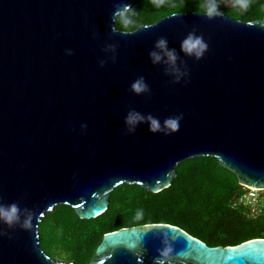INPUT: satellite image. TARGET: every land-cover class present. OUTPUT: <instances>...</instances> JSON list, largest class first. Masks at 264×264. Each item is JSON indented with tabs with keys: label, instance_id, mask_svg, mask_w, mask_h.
<instances>
[{
	"label": "water",
	"instance_id": "1",
	"mask_svg": "<svg viewBox=\"0 0 264 264\" xmlns=\"http://www.w3.org/2000/svg\"><path fill=\"white\" fill-rule=\"evenodd\" d=\"M134 1L0 0V203L20 208L17 224L0 222V264H73L41 248L47 212L94 219L119 185L159 193L195 157L264 190V18L191 11L117 29L114 13ZM189 34L202 56L182 50ZM132 112L143 121L126 123ZM178 117L172 132L165 120ZM167 245L170 264H264V238L209 246L166 223L105 234L89 264H154Z\"/></svg>",
	"mask_w": 264,
	"mask_h": 264
},
{
	"label": "trees",
	"instance_id": "2",
	"mask_svg": "<svg viewBox=\"0 0 264 264\" xmlns=\"http://www.w3.org/2000/svg\"><path fill=\"white\" fill-rule=\"evenodd\" d=\"M212 3L218 11L244 21L264 18V0H252L243 11L234 0H135L124 24L117 17L119 30L133 31L179 12H206ZM171 186L159 193L137 184H122L110 196L108 210L91 220L80 219L68 205H58L42 217L39 224L48 245L61 247L73 264H89L103 236L121 228L153 223L180 227L209 246H235L254 238H264V212L249 219L243 209H234L231 199L242 188L235 174L213 157H195L179 163ZM143 215L137 219V212Z\"/></svg>",
	"mask_w": 264,
	"mask_h": 264
},
{
	"label": "clouds",
	"instance_id": "3",
	"mask_svg": "<svg viewBox=\"0 0 264 264\" xmlns=\"http://www.w3.org/2000/svg\"><path fill=\"white\" fill-rule=\"evenodd\" d=\"M153 2L157 6H163L165 3V0H153ZM235 5H238L240 9L243 11H246L251 3L252 0H234ZM131 5L125 4L117 10L114 13V17H121L122 22L124 24H130L132 23L131 19L128 17V13L132 12ZM220 13L218 12V6L215 5V3H212L211 6L207 8L206 15L211 18L214 15H219ZM166 44V41L161 39L158 42V47L163 48ZM182 50L185 51L188 54H195L197 57L202 56L203 51L207 49V44L203 42V39L201 37H194L192 34H189V36L182 42ZM151 57L155 61L160 60V56L157 55L155 52L150 54ZM169 60L174 61L176 59L174 50L172 52L167 53ZM132 90L135 91L136 93H141L146 90V85L144 84L143 78L137 79L133 84H132ZM182 117H178L175 119L169 118L165 120V126L170 129V131L175 132L179 131L180 127V119ZM143 117L140 116L139 113H129L127 117L126 123L129 125H135L138 122L143 121ZM148 120L150 121V131L155 132L160 129V123L158 120L152 118L151 116L148 117ZM19 213H20V208L18 204L12 203L10 205H5L3 203H0V222L7 224L9 227L17 224L19 222ZM143 215L142 211H138L136 216L137 219L141 218ZM31 222L26 221L24 224V228L28 229L30 228ZM2 235V233H0ZM173 253V248L171 245H167L164 247L161 251H159V256L154 260V264H170L171 261V255ZM186 255V254H185Z\"/></svg>",
	"mask_w": 264,
	"mask_h": 264
},
{
	"label": "built area",
	"instance_id": "4",
	"mask_svg": "<svg viewBox=\"0 0 264 264\" xmlns=\"http://www.w3.org/2000/svg\"><path fill=\"white\" fill-rule=\"evenodd\" d=\"M234 209H243L249 219H256L264 212V190L242 186L231 199Z\"/></svg>",
	"mask_w": 264,
	"mask_h": 264
},
{
	"label": "rangeland",
	"instance_id": "5",
	"mask_svg": "<svg viewBox=\"0 0 264 264\" xmlns=\"http://www.w3.org/2000/svg\"><path fill=\"white\" fill-rule=\"evenodd\" d=\"M229 16V15H228ZM233 18V17H232ZM42 231V240L40 241L41 248L46 252L47 255H49L52 259L56 261H62V262H70V254L66 252L65 249L61 247H56L52 245H48L46 241V235L44 233V230L41 228Z\"/></svg>",
	"mask_w": 264,
	"mask_h": 264
}]
</instances>
